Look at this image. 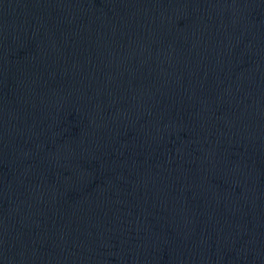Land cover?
<instances>
[{
    "label": "water",
    "instance_id": "water-1",
    "mask_svg": "<svg viewBox=\"0 0 264 264\" xmlns=\"http://www.w3.org/2000/svg\"><path fill=\"white\" fill-rule=\"evenodd\" d=\"M0 264H264V0H0Z\"/></svg>",
    "mask_w": 264,
    "mask_h": 264
}]
</instances>
